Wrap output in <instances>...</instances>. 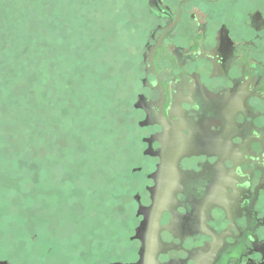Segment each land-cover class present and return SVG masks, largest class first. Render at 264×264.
<instances>
[{"label":"flooded vegetation","instance_id":"flooded-vegetation-1","mask_svg":"<svg viewBox=\"0 0 264 264\" xmlns=\"http://www.w3.org/2000/svg\"><path fill=\"white\" fill-rule=\"evenodd\" d=\"M137 3L135 219L108 264H138L143 249L155 264H264V0Z\"/></svg>","mask_w":264,"mask_h":264},{"label":"rangeland","instance_id":"rangeland-1","mask_svg":"<svg viewBox=\"0 0 264 264\" xmlns=\"http://www.w3.org/2000/svg\"><path fill=\"white\" fill-rule=\"evenodd\" d=\"M74 2L81 30L69 33L66 0H0V253L11 264H108L135 219L123 93L139 5L107 1L130 56L115 70L99 8Z\"/></svg>","mask_w":264,"mask_h":264},{"label":"trees","instance_id":"trees-1","mask_svg":"<svg viewBox=\"0 0 264 264\" xmlns=\"http://www.w3.org/2000/svg\"><path fill=\"white\" fill-rule=\"evenodd\" d=\"M67 3H68V7L66 8V14L69 16V17H72L71 19V23L69 22V29H68V32L71 33L70 29H74L75 26H80L78 24H75V21H77V18H79V16H77L76 12L74 13L73 10L76 9V2H74V0H66ZM108 0H85V3H84V7L86 8H90L91 6L94 8V7H98L99 8V12H100V15L102 16V21H101V24H102V38L107 42V44L109 46L112 47V58L113 60L115 61L116 65H115V70L117 69L118 66V60H119V57L122 59L124 56H129L126 51L123 52V47L125 44L124 42L126 41L125 40H122L123 39V36L121 37V35L123 33H120L121 31L118 30V28H116V24H117V16L114 15L113 13V8L111 7V5L107 2ZM133 3L130 2L129 3V8L130 6H132ZM74 8H73V7ZM92 10V8H90ZM84 10V9H83ZM93 13V11H91ZM89 13V12H88ZM130 16H131V13L133 14V12H130ZM67 19V17H66ZM86 19H89L87 16H86ZM79 20V19H78ZM123 20V18H122ZM123 23L124 25L126 24V21L125 19L123 20ZM74 25V28L72 27V25ZM129 26V23L127 22V26L125 27H128ZM81 30V26L79 28ZM78 31V30H77ZM79 33V31H78ZM76 34V37H80V34ZM125 33V32H124ZM96 34V33H95ZM112 43V44H111ZM124 44V45H123ZM125 49H126V45L124 46ZM108 72V70H107ZM107 75V74H106ZM108 76V75H107ZM111 94L113 95H117L116 92L114 91H111ZM124 103L126 104L128 99H129V91H128V88L124 90ZM127 128H129V122L127 123ZM128 142H129V139H128ZM131 144V140L129 142ZM115 195V194H114ZM119 195H124V191L123 192H120Z\"/></svg>","mask_w":264,"mask_h":264},{"label":"water","instance_id":"water-1","mask_svg":"<svg viewBox=\"0 0 264 264\" xmlns=\"http://www.w3.org/2000/svg\"><path fill=\"white\" fill-rule=\"evenodd\" d=\"M144 213H145V211H144L143 207H140L138 214L143 215ZM156 213H157V210L154 211L153 217L156 215ZM155 241H156V239H155ZM141 258L142 259L138 264H155V260L153 259L154 256H153V258H151V256L149 257V253L147 252V250L143 249V251L141 253ZM0 264H7V263H0ZM114 264H122V263H114Z\"/></svg>","mask_w":264,"mask_h":264}]
</instances>
